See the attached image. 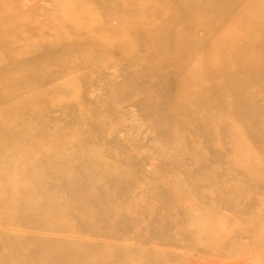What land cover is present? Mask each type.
Here are the masks:
<instances>
[{
	"label": "rangeland",
	"instance_id": "1",
	"mask_svg": "<svg viewBox=\"0 0 264 264\" xmlns=\"http://www.w3.org/2000/svg\"><path fill=\"white\" fill-rule=\"evenodd\" d=\"M0 97V264H264V0H0Z\"/></svg>",
	"mask_w": 264,
	"mask_h": 264
},
{
	"label": "bare ground",
	"instance_id": "2",
	"mask_svg": "<svg viewBox=\"0 0 264 264\" xmlns=\"http://www.w3.org/2000/svg\"><path fill=\"white\" fill-rule=\"evenodd\" d=\"M229 47H226L225 49H218L219 51H221V50H227ZM218 50H216V51H218ZM218 51V52H219ZM220 53V52H219ZM21 75V74H20ZM6 97V96H5ZM1 98V97H0ZM1 100H3V99H1ZM7 101V100H6ZM5 103V102H4ZM1 112H2V110H1ZM2 113H4V112H2Z\"/></svg>",
	"mask_w": 264,
	"mask_h": 264
}]
</instances>
